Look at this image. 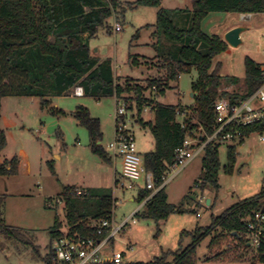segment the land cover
<instances>
[{
  "label": "rangeland",
  "instance_id": "rangeland-1",
  "mask_svg": "<svg viewBox=\"0 0 264 264\" xmlns=\"http://www.w3.org/2000/svg\"><path fill=\"white\" fill-rule=\"evenodd\" d=\"M115 1V10L88 38L90 52L99 59H111L113 72L120 83L131 77L145 86L147 78L162 73L155 66L152 47L155 38L150 35L155 30L157 7L137 0ZM192 1L160 0V5L166 9L185 8L191 7ZM115 22L121 25L118 31L113 29ZM235 25L245 27L240 33L241 42L235 47L228 45L213 61V64L220 61L222 84L219 92L245 91L246 56L264 64V12H252L250 16L242 17L240 13L213 11L200 22L203 32L216 33L222 38ZM137 31L139 35L135 37ZM130 54L141 56L138 67L129 64ZM227 76H236L241 82L226 83ZM196 78L197 72L193 68L179 76L174 88L153 96L163 104L185 106L190 112L193 104L190 93ZM72 90L48 97L47 108H41L37 96L8 95L1 99L0 126L7 142L0 152V161L14 155L19 157L18 173L0 177L1 218L8 228H17L19 232L11 231L8 236L0 232V264H45L55 215L63 225L66 223L63 201L59 197L63 186L113 188L114 177L120 178L119 159H114L108 149L115 131L114 96H75L71 94ZM145 94L148 95V90ZM79 106L87 108L90 116L99 120L101 136L97 144L109 161L93 151L86 127L73 115ZM141 118L152 122L154 112L149 106L142 111ZM124 120L132 130L136 149L143 158L154 148L150 129L136 120L133 109L126 112ZM233 146L236 155L230 171L227 169V145L221 144L218 148V189L201 187L203 152L175 174L168 173L165 183L167 202L175 206L180 204L182 211L171 212L165 219L156 221L142 214L139 191L144 188L143 177L132 188L114 189L118 201L112 211L113 219L121 223L132 215L135 221L129 219L104 251H124L126 261H150L163 253L183 249L192 243L196 228L209 225L212 217L259 193L264 186V131H254ZM58 197L60 201L56 202ZM48 198L53 200L52 207L46 204ZM136 210L138 213L134 214ZM212 236H207L196 246L200 262L206 256L228 252L231 248L226 249L225 244L235 243L231 237H226L221 245L209 251ZM126 244L132 247L127 249ZM253 252L254 249H250L246 258ZM227 258L232 259L233 254L230 252ZM168 259H172L171 254Z\"/></svg>",
  "mask_w": 264,
  "mask_h": 264
},
{
  "label": "trees",
  "instance_id": "trees-1",
  "mask_svg": "<svg viewBox=\"0 0 264 264\" xmlns=\"http://www.w3.org/2000/svg\"><path fill=\"white\" fill-rule=\"evenodd\" d=\"M138 3L157 7L155 30L151 37L155 66L162 71L159 76L146 79L143 86L128 77L118 81L109 57L99 59L91 54L88 38L97 26L112 14L115 0H0V120L1 99L8 95L37 96L41 108L48 107V97L64 95L75 86L83 88V95H115L129 101V109L136 112V120L148 126L154 138V148L143 155V164L152 171L156 183L169 169L175 158V149L182 145L187 136H194L201 126L206 134L212 132L213 104L218 98L234 101L254 92L262 82L264 64L253 58H245V91L243 93L219 92L222 84L219 74L220 61L214 58L228 47L218 34H207L200 28L201 20L213 11L234 13L264 12V0H193L191 7L166 9L160 0H137ZM138 31L135 37L138 36ZM139 55L130 54L129 64L139 66ZM153 60V59H152ZM197 78L192 82L193 104L183 118L185 127L178 120L177 110L187 109L181 105H167L156 100L167 89L174 88L179 76L192 69ZM226 83L237 84L239 78L227 76ZM148 90V95L146 91ZM132 93L128 96L124 94ZM156 96H153V95ZM154 112L151 121L141 118L144 107ZM80 124L86 127L93 151L109 161L97 144L101 136L99 120L91 117L87 108L79 106L73 112ZM195 118V119H194ZM264 131V120L244 128L247 135ZM243 140H241L242 142ZM6 135L0 126V152L6 146ZM216 142L208 143L203 149V177L201 187L218 189L217 172L220 167ZM235 147L227 146L228 171L235 160ZM19 157L0 161V177L18 173ZM264 181V180H263ZM75 186H63L59 197L63 200L65 218L71 231L83 235H95L89 218L110 216L113 207V191L107 187L83 188L77 195ZM150 190L139 191V200H144ZM264 186L256 195L227 208L211 219L209 225L198 227L190 245L176 251L163 253L150 261H125L122 264H258L264 263V239L255 249L247 244L242 227L248 218L264 207ZM3 197L0 196V206ZM181 212L179 204L167 202L165 185L155 192L144 204L142 214L158 221L171 212ZM0 210V232L4 235L18 233L3 222ZM63 224L55 215L50 229L52 238L60 234ZM235 232V233H234ZM215 234V236H214ZM243 234V235H242ZM15 235V234H14ZM213 235V236H212ZM207 236H212L209 251L221 245L226 237L235 243H226L228 252L206 256L202 262L196 255V246ZM250 249H254L253 255ZM230 252L233 258H227ZM172 259H168V255ZM227 259V260H226ZM45 264H53L49 252Z\"/></svg>",
  "mask_w": 264,
  "mask_h": 264
},
{
  "label": "built area",
  "instance_id": "built-area-1",
  "mask_svg": "<svg viewBox=\"0 0 264 264\" xmlns=\"http://www.w3.org/2000/svg\"><path fill=\"white\" fill-rule=\"evenodd\" d=\"M120 27L121 25L118 22L113 25L114 31H118ZM261 76L260 86L247 97H238L234 101H230L228 98H218L214 102L212 132L206 134L203 128L199 126V131L195 132L194 136H187L182 145L175 149L174 161L162 175L159 184L156 183V177L152 171L144 167L143 159L136 149L134 134L125 123L124 117L129 104L114 95L116 101L115 131L113 140L108 144V149L114 159H119L121 169L120 178L114 180L113 193L114 189L132 188L136 181L143 177L144 187L150 190L149 195L142 201V204H144L165 185L170 171L175 174L195 155L202 152L208 143L234 145L241 142L246 136L244 128L264 120V68ZM71 94L82 96L84 94L83 88L77 85L73 88ZM147 108L148 106L144 107V110ZM187 112H189L187 109L177 110V116L181 117L179 122L182 127H185L183 118ZM261 138L263 139V137ZM75 193L79 195L84 191L81 188H76ZM113 199L112 211L118 201L114 194ZM55 201L59 202L60 198H56ZM137 213L136 210L134 214ZM129 219L135 221L131 215L121 223H117L113 219L112 213L110 216L94 219L93 223L90 224L95 231L94 236L71 231L66 222L60 228V234L52 238L49 245L53 264L124 263L126 261L124 251L107 253L104 251V247L112 243L116 234L123 229ZM242 233H244V238L250 246L255 249L260 246L264 239V211L262 209L254 212L253 216L245 221ZM131 247L132 245L126 244L127 249Z\"/></svg>",
  "mask_w": 264,
  "mask_h": 264
},
{
  "label": "water",
  "instance_id": "water-1",
  "mask_svg": "<svg viewBox=\"0 0 264 264\" xmlns=\"http://www.w3.org/2000/svg\"><path fill=\"white\" fill-rule=\"evenodd\" d=\"M245 29V27L243 26H235L229 30H227L224 35H223V39L226 41V43L230 46H237L240 42V33ZM193 93H191L192 95ZM207 203H209V200L207 199L206 201ZM262 210L264 211V207L262 208ZM235 233V232H234Z\"/></svg>",
  "mask_w": 264,
  "mask_h": 264
},
{
  "label": "crops",
  "instance_id": "crops-1",
  "mask_svg": "<svg viewBox=\"0 0 264 264\" xmlns=\"http://www.w3.org/2000/svg\"><path fill=\"white\" fill-rule=\"evenodd\" d=\"M240 14L242 15V17H245V16L247 17V16H250L251 13H240ZM235 26H236V25H235ZM235 26H234V27H235ZM228 30H229V29H228ZM239 82H241V81L239 80ZM239 82H238V83H239ZM243 82H244V79H243ZM244 84H245V82H244ZM191 93H193V92H191ZM191 93H190V96H193V94L191 95ZM0 121H1V120H0ZM227 146H228V145H227ZM194 157H195V156H194ZM194 157H193V158H194ZM193 158H192V159H193ZM192 159H191V160H192ZM1 161H3V160H1ZM119 164H120V162H119ZM120 169H121V167H120ZM118 176H120V171L118 172ZM114 178H118V177L115 176ZM114 180H115V179H114ZM165 186H166V185H165ZM97 187H98V186H97ZM99 187H105V186H99ZM77 188H79V187H77ZM85 188H90V187H87V186H86ZM110 188H111V187H110ZM48 200H49V201H47V203H46L47 206H48V207H52V205H53V200H52V198H48ZM89 221H90V224H92L93 221H94V219L89 218ZM247 244H248V243H247ZM248 245H249V244H248ZM258 264H264V263H258Z\"/></svg>",
  "mask_w": 264,
  "mask_h": 264
}]
</instances>
